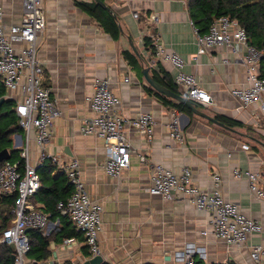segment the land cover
Returning a JSON list of instances; mask_svg holds the SVG:
<instances>
[{"label":"crops","instance_id":"obj_1","mask_svg":"<svg viewBox=\"0 0 264 264\" xmlns=\"http://www.w3.org/2000/svg\"><path fill=\"white\" fill-rule=\"evenodd\" d=\"M74 1L44 0L43 3L46 30L38 42V58L44 69V86L51 89V98L61 112L54 122L46 153L63 162L78 160L87 192L103 205L99 235L103 263L182 264L176 261V253L186 244L194 243L206 248V258L195 259L205 264H264V258L255 263L250 257L251 245H264V233L251 236L242 246H229L202 235L212 229L211 214L197 210L187 200H164L148 193L155 165L167 167L177 175L187 168L194 183L205 191L211 190L213 176L219 174L223 198L264 225V201L251 194L246 178H234L235 170L256 173L264 190L261 102L244 106L232 95L233 89L247 86V70L239 56L227 46L198 54L195 29L200 35L209 29L193 19L191 0H101L120 27L117 39L107 34ZM22 4L23 0H0L7 28L21 23ZM136 12L140 14L138 20L133 17ZM154 14L160 17L159 24H150L149 17ZM147 28L159 34L163 43L185 60L184 71L194 75L212 96V105L196 104L197 107L212 117L233 121V131L194 113L191 117L170 109L149 92L150 86L143 74L145 68H150L152 77L154 72L160 77L168 74L173 81L176 70L168 63L150 65L153 56L145 46ZM124 51L136 57L137 67L129 64ZM262 66L261 62V73ZM127 77H130L128 83ZM102 79H110L112 91L120 99L118 115L128 121L142 114L154 118L151 138L126 126L125 135L133 152L132 164L119 179L109 177L104 171V141L82 132L84 120L94 116L90 99L97 81ZM14 95L20 97L21 92ZM180 95L185 97L181 91ZM175 118L182 142L171 138L170 124ZM12 138L20 156L28 143L27 134L22 130ZM28 145L32 164L36 165L38 148L32 135ZM244 145L249 148L244 149ZM140 156L147 159L146 164L140 162ZM31 199L40 210L47 211L41 196ZM66 221L69 228L75 229L71 220L57 217L50 219L44 235L60 232L67 226ZM53 238L49 248L51 256L39 264H82L91 258L83 235L75 237L78 243L68 247L63 245L64 241L55 242Z\"/></svg>","mask_w":264,"mask_h":264},{"label":"built area","instance_id":"obj_2","mask_svg":"<svg viewBox=\"0 0 264 264\" xmlns=\"http://www.w3.org/2000/svg\"><path fill=\"white\" fill-rule=\"evenodd\" d=\"M44 0H23V18L20 24L10 27L4 25L5 12L0 6V79L5 89L7 100L16 103L15 113L20 127L26 132L28 143L33 136L38 148L37 164H32L30 148H22L18 161H5L0 166V198L16 194L11 225L0 236V244L16 247L14 264L29 263L31 251L30 239L26 230L29 228L45 231L50 224L49 214L40 210L36 204L29 201L42 188L39 168L47 160L56 167L53 175H65L72 187L71 196L57 204V210L62 217L72 221L76 231L84 236L90 257L101 254L99 235L102 232L103 205L87 192L85 182L80 172L78 160L63 162L58 157L46 153L55 120L61 115L56 102L51 98V89L44 86V69L38 58V42L46 30V19L43 10ZM135 19L140 18L134 13ZM150 24H159L160 17L156 14L149 17ZM148 29V28H147ZM145 30L144 37L152 40L150 65L168 63L176 70L175 84L185 97L197 105L213 104L212 96L200 86L194 75L184 71L185 60L174 50L169 49L159 34ZM198 35V54L203 55L211 48L227 46L232 48L247 70V86L232 90L234 98L244 106L261 102L262 127L264 129V77L260 72V64L264 58V50L254 47L244 27L228 16L214 20L207 33ZM143 37V39H144ZM225 63H228L226 60ZM130 82V77L125 79ZM110 79L98 80L95 92L90 99L92 118L84 120L82 132L101 138L105 145V173L115 179L121 178L132 164V147L125 135L126 126L142 136L151 138L153 135L154 118L150 114H142L133 120H126L116 113L120 99L111 88ZM21 92L20 97L14 93ZM171 138L182 142L183 138L175 118L170 124ZM244 149L249 147L244 145ZM146 164L144 156L139 158ZM152 184L148 188L151 196L164 200H187L197 210L211 214L210 231L203 236L220 240L229 246L239 247L246 244L251 236H261L264 233L262 222L246 216L241 208L226 201L221 192V177L215 174L210 191L202 190L193 181L191 172L186 168L180 174L162 165L154 166ZM235 179L246 178L250 192L259 200L264 201V190L259 186V175L253 172L234 171ZM75 237L65 239L63 245H75ZM250 257L255 263L264 258V245H251ZM206 248L194 243L186 244L185 248L176 253L175 259L182 264H195V259H205ZM77 264V263H73Z\"/></svg>","mask_w":264,"mask_h":264},{"label":"trees","instance_id":"obj_3","mask_svg":"<svg viewBox=\"0 0 264 264\" xmlns=\"http://www.w3.org/2000/svg\"><path fill=\"white\" fill-rule=\"evenodd\" d=\"M74 2L82 11L86 12L93 19L98 21L107 34L111 35L114 39H117L121 33L120 27L110 12L106 11L96 2L90 3L82 0H75ZM191 15L194 20L203 23L206 29H209L214 20L219 17L228 16L235 19L242 27L245 28L251 44L258 50H264V0H191ZM145 46L148 47V49H152V40L148 37L145 38ZM123 56L130 65L134 68L137 67L138 61L134 55L128 51H124ZM261 62L263 64L261 68V75L264 77V58ZM153 75L156 82L174 93L180 94V91L168 74H165L164 77H160L157 72H154ZM149 92H153L155 97H157L164 106L177 110L181 113L188 114L191 117L194 116L193 112L185 105L166 98L164 95L159 94L151 87L149 88ZM5 96L6 89L0 79V100ZM6 102H10L14 106L10 115L12 122L16 127L0 131V152L4 149L2 147V142L4 140L11 138L13 135L23 130L20 127L19 119L15 113L16 103L12 100H6L3 105ZM215 119L229 128H233L235 126V123L229 119L222 117H215ZM3 163H1L0 166H2ZM55 169L56 167L50 160H47L45 165L39 168L38 171L41 175L42 188L35 196H41V201H44V208L47 210L45 213L49 214L50 219L60 217L70 220L60 215V212L57 210V204L61 200L68 199L71 196L70 193L72 189L65 175L53 177ZM16 198V194L0 198V236H2V233L12 223L14 218L12 208ZM66 224L67 226H65L60 232L50 236H45L43 231L37 229L28 233L31 245V251L28 259L35 261L33 264H39L51 256L52 253L49 248L53 237L55 242L61 243L65 239L77 237L81 234L76 231V229L69 228L68 222ZM11 257V248L8 245L0 244V264H12ZM195 264L205 263L203 260H195ZM227 264L235 263L231 262Z\"/></svg>","mask_w":264,"mask_h":264},{"label":"water","instance_id":"obj_4","mask_svg":"<svg viewBox=\"0 0 264 264\" xmlns=\"http://www.w3.org/2000/svg\"><path fill=\"white\" fill-rule=\"evenodd\" d=\"M95 1L96 3H98L99 5H101L103 8H105L107 11H110V8L108 6H106V4L104 2H102L101 0H93ZM135 53H136V49H134ZM137 54V53H136ZM143 74H144V77H145V80L147 82V84L153 88L156 92H158L159 94L161 95H164L166 98L168 99H171V100H175L183 105H185L187 108H189L196 116L198 117H201V118H204L222 128H225L227 130H231L233 131L232 128H229L227 127L225 124L217 121L215 119V117H212L208 114H206L205 112L201 111L197 105L192 102L191 100L187 99L186 97L180 95V94H177V93H174L173 91L169 90L168 88L162 86L161 84H159L158 82H156L154 80V78L151 76V73H150V68H145L143 70ZM7 99L4 97L0 100V106L3 105V103L6 101ZM11 160V154L9 152L8 149H3L1 152H0V164L5 162V161H9ZM33 229L32 228H29L26 230V233H29L31 232ZM9 247L11 248L12 250V257H11V263L14 264V258H15V252H16V247L14 244H11L9 245ZM104 262V259L101 255H97V256H94L84 262H82V264H103ZM68 264H73V263H68Z\"/></svg>","mask_w":264,"mask_h":264},{"label":"rangeland","instance_id":"obj_5","mask_svg":"<svg viewBox=\"0 0 264 264\" xmlns=\"http://www.w3.org/2000/svg\"><path fill=\"white\" fill-rule=\"evenodd\" d=\"M14 109L13 104L6 102L4 105L0 106V131L6 130L8 128H15L16 126L12 122L10 112ZM24 137V136H23ZM2 147L8 149L11 152V160L17 161L19 159L18 151L15 148L14 139L11 137L2 142ZM32 199L30 198L29 201ZM29 263L32 262L28 259Z\"/></svg>","mask_w":264,"mask_h":264}]
</instances>
